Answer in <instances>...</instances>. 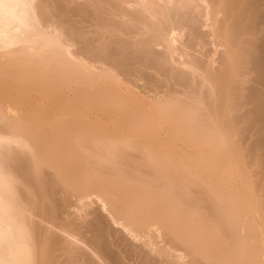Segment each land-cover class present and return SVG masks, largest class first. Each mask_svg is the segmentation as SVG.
Here are the masks:
<instances>
[{
	"label": "bare ground",
	"instance_id": "1",
	"mask_svg": "<svg viewBox=\"0 0 264 264\" xmlns=\"http://www.w3.org/2000/svg\"><path fill=\"white\" fill-rule=\"evenodd\" d=\"M0 264H264V0H0Z\"/></svg>",
	"mask_w": 264,
	"mask_h": 264
}]
</instances>
